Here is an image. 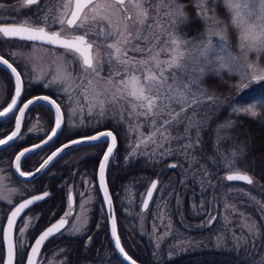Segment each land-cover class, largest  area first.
<instances>
[{
    "label": "snow or ice",
    "instance_id": "obj_1",
    "mask_svg": "<svg viewBox=\"0 0 264 264\" xmlns=\"http://www.w3.org/2000/svg\"><path fill=\"white\" fill-rule=\"evenodd\" d=\"M222 2L231 16V25L240 33L239 46L245 59H247L249 53H256L259 57L260 54L264 53V0H222ZM126 3H130L136 9L137 15L142 17L136 21L140 27L137 29L135 35H133L128 24V21L132 20V14L128 12L125 6ZM208 3L209 0H195L197 16L205 21L206 31L203 34L204 38L201 39L200 43L195 45L194 50L199 53L204 64L200 66V76L190 79L187 83L180 81L176 72L185 68L184 61L188 55L185 49L187 44L190 43L189 41L184 40L178 35L169 34V40L165 43L164 47H157L159 37L156 38V43H153L150 47H142L136 43V41L146 40L147 38L143 34V29L145 27L151 28V25L147 24L149 10L144 6V0H65L62 5V10L53 18L51 24L48 22L49 16L47 13L40 18L39 23L31 19H26L24 21H16L13 24H0V37L31 42L34 50L37 43L62 48L64 53L58 56L56 62H54L53 79L48 84H45V87L57 83L70 84L74 78L69 68L72 64H78L81 79L87 80L89 88L92 89V99L86 101L89 114L95 112L100 119H104L109 110L118 106L122 113L121 119H123L126 104L130 109L128 113L130 117L133 115L136 117L142 116L145 122L151 119V125L154 130L150 131L148 136L141 134L142 138L138 140L135 147L128 154V156H135L141 144L148 142L155 143L157 134L163 137L165 141L173 139L170 133L167 132V127L178 121L181 114L186 113L188 108L202 103L198 99V96H204L205 93L202 91L193 93L191 87L199 83L200 78L205 72V65L218 63L221 70L225 68L229 71L235 70L239 73L241 80L246 78H250L252 82L264 80V69H259L258 65L250 63L247 65V69L251 70L250 72L241 70L240 65L237 63L238 58L233 57L227 51L226 27L221 29L220 25L222 22L214 14L209 15ZM211 3L215 5L217 0H211ZM38 4L39 0H23L22 6L29 7ZM115 5H119V8H115ZM2 7L3 5H0V8ZM121 13L123 14V23L121 24L118 18L114 22L113 17H119ZM186 20L187 16L183 12V9L180 8L176 12V19L173 20V27L175 28L176 25L185 23ZM209 21L211 23H208ZM52 24H59V30H51ZM65 26L70 30L67 34L64 32ZM214 35H219L221 41H225V43L220 44V52L216 54L215 60L212 58L216 47L212 40ZM91 36L102 38V40L98 43L97 40L90 39ZM129 51L141 53L142 58L137 59L136 57L129 56ZM162 54L166 56V59L160 58ZM12 55L15 56L17 54L13 53ZM69 56L71 59H66ZM29 60L31 61L32 58L29 57ZM105 62L110 68L109 78L106 82L110 85L108 88L102 87L99 81V73ZM4 66H6V69H10L11 73L15 76V95L12 97L11 103H8L7 107L3 108V111H0V117L9 114L14 115L15 130L10 135H7L6 138L0 139V146H7L9 142L19 138L21 121L25 117V110L29 109L30 105L38 102H47L55 108V127L52 128L51 135L48 136V139L43 142L44 144L48 143L57 135L58 130L61 129L63 122L61 106L55 100L50 99L49 96H39L28 100L23 107H19L18 98L21 97V75L17 72L16 67H13L12 63H9L7 59L0 56V67ZM257 71L261 74L257 75ZM44 75H47V73H44ZM114 77L120 78L114 79ZM92 78H96L95 83ZM237 87L242 91L248 85H238ZM64 91L68 93V87H65ZM84 95L86 97L88 96L87 90ZM69 98L71 99V96ZM206 98L209 101L214 100L212 96H207ZM121 101H124V104H121ZM172 104L179 105L180 111L175 113L170 112L169 110ZM255 106V104L248 107L234 106L233 112L237 114H248L255 118L257 116V112L254 111ZM17 108L19 115H15V109ZM166 111H169L170 119L161 121L159 126H157V118ZM72 114H75V109H73ZM197 124L198 122L194 124L192 118H189L188 128L197 127ZM231 126V122H228L221 127ZM139 127V125H136L135 128H131L130 126L133 131H138ZM185 131L187 132V128ZM196 135V142L199 143V127H197ZM85 142L108 144L107 150L104 152L103 159L99 165V183L104 194L105 203L111 209V198L109 197L105 184V168L109 163L110 157L113 156L114 149L117 145V137L113 134L112 130H106L98 131L95 135L85 136L80 140L71 141L72 144ZM41 146L37 144L33 148L38 149ZM160 146L162 147V145ZM67 147L69 145L65 144L63 148H58L36 171L39 172L43 169L49 161ZM184 147L190 149L193 147V144L189 143ZM32 150V148H26L15 158V167L21 176L32 175L31 173L20 171L21 158ZM168 154H171V150H169ZM128 156L125 157L126 160ZM227 163L231 165L232 161H227ZM169 167L175 168L176 165L172 164ZM225 179L230 182L240 181L249 185L253 183L251 177L246 172L232 171L231 168ZM156 189L157 181H152L143 201L144 208L148 207L149 200L152 199L153 191ZM48 195V192H44L43 195L26 199L11 212V215L8 217L7 229H3V243L6 246V256L0 255V261H3V264H14L15 246L9 232L15 222V218L35 201L43 200ZM81 195L83 196V193ZM68 199L71 206V195H69ZM88 202L90 200L85 201L84 204ZM84 204L81 205L82 211ZM71 215V211L66 212L64 217H61L58 221L51 224V226L35 239V244L31 245V251L27 253V264H35L34 257L39 253L41 245L54 234H63L62 230L72 234L81 231L82 225L81 227H77L76 224H73L70 229L65 227L70 223L67 217ZM215 219V217H212L208 223H211ZM77 220H79V217H77ZM86 222L87 219L85 216L84 223ZM246 227L248 232L254 237L260 235L255 222L246 225ZM20 231L23 232V229H20ZM111 234L115 238L116 249L124 256L125 260H130V257L127 256L121 247L114 218L112 219ZM20 247H24V245L21 244ZM0 252H3V248H0ZM131 264H135V261H131ZM259 264H264V259Z\"/></svg>",
    "mask_w": 264,
    "mask_h": 264
},
{
    "label": "rangeland",
    "instance_id": "obj_2",
    "mask_svg": "<svg viewBox=\"0 0 264 264\" xmlns=\"http://www.w3.org/2000/svg\"><path fill=\"white\" fill-rule=\"evenodd\" d=\"M63 2H65V0H61L62 5ZM125 6L127 7L128 12L132 14V20L128 21V24L133 35H135L137 29L140 27V25L137 24L136 21L138 19H141L142 17H139L137 15L136 9H134L130 3H126ZM144 6L149 10V18L147 24L151 25V28L149 29L148 27H145L143 29V34L147 39L136 41V43L140 44V46L142 47H150L153 43H156V38L159 37V44L157 45V47L160 48L164 47L165 43L168 42L169 34L180 36L181 38L189 41L190 43L187 44L185 49L188 53L184 61L185 68L183 70L177 71L176 74L179 80L184 83H187L192 78L199 77L200 66L201 64H204V61L202 58H200L199 53L194 49L195 45L200 43L201 39L204 38L203 34L206 31L205 21L204 29L198 37L186 38L176 31V26L175 28L173 27V20L176 19V12L180 9L179 3H177L175 0H144ZM211 6L212 5H210L209 15L211 16L214 14L215 17L222 22L220 17L215 14L214 10H212ZM14 8L15 7L9 8L7 11H12L14 10ZM115 8L118 9L119 5H115ZM44 15L45 14L39 15L37 17V20H34L36 18L35 16L32 20L39 22L40 18ZM57 15L58 13L54 14L53 18ZM5 17L7 19H13L12 14L7 12L6 14L0 15V20L6 19ZM117 18L121 21L122 24L123 14L121 13L119 17L114 16L113 21L115 22ZM52 20L53 19L50 18L48 22L51 24ZM208 23H211V21H209ZM52 25H57L58 27H60L59 24ZM220 27L221 29H223V22L221 23ZM69 31L70 30L67 28V26H65V34H67ZM239 36L240 33L235 28V47L229 48L227 46V51L231 53L233 57L238 58L237 63L240 65L241 70H247L250 72L251 70L247 69V65L250 63L258 65L259 69H264V57L261 56L264 53L260 54L259 57L256 53H249L247 59H245L244 54L240 50ZM90 39L97 40L98 43H100L102 40V38H98L96 36H91ZM212 40L213 44L216 46L212 57L213 60H215L216 54L220 52V44L225 43V41H221L219 35H214L212 37ZM4 46V50H7L6 52L9 57L12 58L17 67L20 69L23 75V79L30 82H39L43 87H45V84H48L53 79V71L55 67L54 62H56L58 56L64 53V50L62 48L48 47L41 44H36L34 50L33 45L31 43L20 40L5 41ZM94 51L96 50L94 49ZM13 53H16L17 55L13 56ZM128 55L136 57L137 59L142 58L141 53L129 51ZM29 57L32 58L31 61L29 60ZM160 58L166 59V56L162 54ZM66 59H71V57H66ZM218 70H221L219 64L213 63L211 65H205L204 73ZM224 70L229 71L227 68H225ZM69 71L72 72L74 78L70 84L57 83L51 84L49 87H46L52 90L57 99H60L58 101L61 104L63 110V123L67 132L69 130H84V128H86L87 126L92 127L96 123H100L105 120L106 117H109L111 119L123 122L124 130L122 131H124L125 135L126 148L131 149L135 147L138 140L142 138L141 134L143 136H148L150 131L154 130L151 125V119L145 122V119L142 116L136 117L135 115H133L130 117L128 114L130 112V109L127 107L126 104L123 112V119H121L122 113L120 107L118 106L112 110H109L104 119H100V117L95 112L89 114L88 104L86 101H90L92 99V89L89 88L87 80L81 79L79 75L78 64H72L69 68ZM109 72V65L105 62L103 64V68L99 73L100 85L104 88L110 87V85L106 83L109 78ZM231 72H234L238 76L239 85H244L251 81L250 78L241 80L239 73L235 70ZM44 73H47V75H44ZM256 74L260 75L261 73L257 71ZM38 77L40 78L38 79ZM119 78L120 77H114V79ZM92 79L95 83L96 78ZM3 80L4 78L0 76L1 105L3 104L2 102H4V104L6 103L9 94L12 90L11 84L8 85L4 83L5 81ZM65 87H68V93H65ZM86 90L88 91L87 97L84 95ZM191 90L193 93H199L201 91L203 92L202 88L198 84L192 85ZM70 96L71 99L69 98ZM205 98V95L198 96V99H200L201 101L206 100ZM120 103L124 104V101H121ZM252 104L253 103H249L244 107H248ZM81 106H83L82 109ZM194 106L196 105H193L192 107L188 108L186 113L181 114V116L178 118V121L174 122L172 126L182 122L183 128L186 129L189 124V114H191V110ZM73 109H75L74 115L72 114ZM169 111L172 113L179 112L180 106L177 104H172ZM169 111L164 112L159 118H157V126H159L161 121L170 119ZM51 122L52 112L50 110H40L38 108L34 111L31 110L28 113L26 112L21 130L22 134L19 135V138H21V136L28 131L34 132L33 134H42V132L49 129ZM136 125L140 126L138 131L131 130V128H135ZM167 132H171L170 135L173 138L166 141L169 143L168 145H165V140L163 139V137L157 134V136L155 137V143L148 142L146 144H141L138 149L149 147L154 151L156 157H159L158 154H161L163 156L168 155L169 150H171V153H179L182 157V162L185 163H182L179 159H168L165 160L164 167H167L166 163L168 161H172L176 165L175 168L178 173L184 172L186 175L192 177L198 183L197 189H194L195 193H193L196 196V200L192 198L193 195L191 194V191V193L188 195L189 212H186L187 214H184L182 212V220L179 222L180 227H182V229L178 228L177 226H175L174 223H171L172 217L169 213L170 211L167 208H162V206L166 205L161 204V197L159 199L156 198V196L160 192L162 185H164V183L162 182L159 183L158 178L156 177L157 189L153 192L152 199L148 203L149 205L155 207L151 209L153 213L152 218L148 220L146 218L147 216L145 217L146 211L144 212V210H129L127 211V215L129 214L133 217H130V219H127L126 221H124V219L120 221V227L124 229L121 231L124 233L122 234V237L125 240L126 244H128L129 237L126 234L127 229L129 230V234L133 237V240H137L136 236H143L144 238H146V240L150 239L152 240L150 245V248L152 247V252H160L161 250H163L162 253L166 256H169V253L179 254L187 250L206 246L208 245V243H210L206 240H210L211 243L218 244L220 248L225 249L226 247L222 246L221 244H226L225 242L227 241V239L232 240V243H235L237 247L241 244H245L246 242H248V240H250V244L248 243V245H252V247H254L256 246V243L262 240L261 249L264 250V187L261 185V183L254 179L249 173L248 174L250 175L253 181L251 185L240 181H227L223 177V173L225 171H228L230 168L231 170H235L237 168L226 166L224 170H222L220 174L217 175L214 179L210 178L207 172L202 169L201 161L198 158L194 156H185L186 148L184 146L189 143L185 141H181L179 143L177 142L178 136H185L186 132L180 131L183 133H179V130L172 131L168 127ZM258 143L260 144V146L264 147V140H258ZM100 144L104 145V143ZM160 145H162V147ZM96 148L98 147L88 146L84 148L80 147L77 150L70 151L65 156L58 159V164H62L63 162H65L66 164H74L76 163L77 159L81 158L82 156L94 153ZM9 159L10 158L5 159L0 156V228L8 205H10L14 200H16L22 194L25 188V190L34 191V185L32 180L30 185L29 183H26L23 180L12 181V175L10 171H8ZM67 170H69V168H67ZM150 178H152V176L147 179L145 187L148 184ZM198 187H200L202 190L205 188L206 191L200 192L201 189L198 190ZM67 190L72 191L73 203L71 205L72 215L67 217L70 223L67 224L65 227L67 229H70L72 228L73 224H76L77 227H81L82 225L81 231L79 232L81 233L83 231H86L89 225V208L93 203L94 199H97V197L95 196L94 191L89 185H85L83 186V188L77 189L74 184V176H72V178L69 177L66 180L65 193L67 192ZM82 193L83 196L81 195ZM130 194V184L129 182H127L123 186L122 191L118 193V203L120 205L132 204L133 198L136 197H131ZM89 200L90 202L84 204L85 201ZM139 201L141 202L140 198L138 199V203ZM82 204H84L83 211L81 209ZM157 206H161V208H159L158 210ZM66 212H68V206L65 203V206L60 214H65ZM85 216L87 219L86 223H84ZM211 216L215 217L216 219L213 220L211 223L207 224ZM77 217H79V220H77ZM32 218H34V214L32 212H28L24 214L18 222V225L16 227L17 238L15 239L17 248L23 249L25 247L24 246L21 248L20 245L27 241L25 237V231L27 230L30 222L32 221ZM165 218H167L168 220H164ZM253 222H255L258 231L260 230L259 228L262 227V235L254 237L248 232L246 225H250ZM104 226L106 228L105 216H103L102 214L100 220L98 216H96V219L93 222L90 232L87 233L85 236V240L87 242L86 244H97V247L95 248L96 255L91 256H98V258L95 260L87 259L85 261H82L81 264H112L107 262V258L110 257V252L106 247L108 237L106 239H102V235H99V231L101 230V228L103 229ZM205 227L210 228L208 229V231L205 232ZM20 229H23V232H21ZM117 230H119L118 225ZM62 232L65 235L72 234L65 230H62ZM209 233H211V235L208 238L206 234ZM59 234L60 233H57L56 236ZM57 239H59V236L56 239L54 238L52 241H50L48 246L44 248V251H41V253H39L38 264H68L70 259L66 252L63 250L64 245L57 244ZM165 240L168 241L165 242ZM131 241L132 239H129L130 243ZM147 245L149 247V243H147ZM93 251L94 250H92L90 254H92ZM90 254H87L89 258L91 257L89 256ZM0 255H2V252H0Z\"/></svg>",
    "mask_w": 264,
    "mask_h": 264
},
{
    "label": "trees",
    "instance_id": "obj_3",
    "mask_svg": "<svg viewBox=\"0 0 264 264\" xmlns=\"http://www.w3.org/2000/svg\"><path fill=\"white\" fill-rule=\"evenodd\" d=\"M175 1L179 3L180 8L183 9V12L187 16L185 23L176 25V31L186 38L198 37L204 29V20L197 16L195 0ZM210 5H212L211 7L215 14L222 20L223 28L226 27L227 46L229 48H234L235 28L231 25V18L222 0H217L215 5H213L211 0H209V3L207 4L208 10H210ZM261 56L264 57V54ZM5 75V71L0 68V76L4 78ZM7 79L4 78V83L9 85L10 81ZM198 85L202 88L206 97H214L213 101H209L205 98L206 100L194 106L191 110V114H189V117L192 118V122L194 124L198 122L197 127H199V143L196 142L197 127L188 128L187 126L186 132V129L183 128L182 122L173 126H168V128L172 131L179 130V133L186 132L185 136H178V143L185 141L193 144L192 148L186 149L185 156H194L198 158L201 161L202 169L207 172L209 177L212 179L219 175L220 172L224 170L225 166L235 167L248 172L264 187V147L260 146L258 143V140H264V80L259 82L250 81L247 84H244L248 85V87H245L241 91L240 88L237 87L239 85L238 76L234 72L223 69L204 73V75L200 78ZM37 92H45L55 97L52 90L43 87L41 83L30 82L23 79L22 98L26 95ZM58 100L60 99H57V101ZM2 103L4 104V102ZM249 103L256 105L254 111L257 112V116L255 118L248 114H237L233 112L234 106L244 107ZM2 105L0 103V106ZM37 108H41L43 110V103L38 102L30 105L29 109H26V112L28 113ZM194 113L195 115H193ZM11 122V116L0 119V136L9 129ZM228 122H231V127H221L222 125H226ZM123 126V122L106 117L105 120L100 123H96L92 127L87 126L84 130H69L67 132L63 123L61 130L49 144L41 149L34 150L29 152V154H26V156H24L21 160V163H23L24 166L32 164L35 165L43 155H41V153L48 152L56 144L78 134L88 133L101 127H109L114 131L115 136L117 137V145L114 149L113 156L110 157L109 163L105 168V179L111 195L113 210L116 211V227L117 225L119 227L117 235L123 240L122 234L124 233L121 231L124 229L120 227L122 213L120 204L118 203V193L122 191L125 183L129 182L133 192L131 195L137 197L138 192L145 186V183L150 176H156L159 183H164L158 195L155 196L158 199L161 197V204L169 207L167 209L170 211L169 213L172 217L171 223H174L175 226L182 229L179 224L182 220V212L184 214L189 212L188 195L191 191V194L193 195L192 198L196 200V196L193 193H195L194 189H197L198 183L184 172L178 173L176 168L164 167L165 160H181L182 157L177 152H172L171 154L164 156L158 154L159 157H156L151 148L145 147L137 149L135 156H128V154L132 151V148H126L125 135L124 131H122L124 130ZM33 140H35V137L32 136V133H26L21 140L14 141L10 146L5 147L4 149L2 148V150L7 152L9 155L7 158H10L12 152L16 148ZM164 144L168 145L169 143L165 141ZM88 146L98 148H96L94 153L84 155L77 159L74 164H66L65 162L58 164V159L65 156L68 152L77 150L80 147L84 148ZM102 148L103 145L100 144V142L69 148L57 156L49 164L42 175L36 176V178L32 180L34 191L46 189L49 195L45 197V199L35 201L29 206L30 212L34 214V218H32V222L26 232L27 235L29 234V238H31V236L40 227L60 215L65 203L67 204L65 188L66 180L69 177L72 178V176H74L75 181L78 173H85L94 179L95 165ZM233 153H235V155H233ZM126 156H128L127 160L124 159ZM227 161H232L231 166L228 165ZM67 168H69V170H67ZM200 189L201 188L198 187V190ZM202 191H206L205 188L200 190V192ZM95 192L97 199H94L92 203L89 217L90 222L86 231L70 235L59 234L56 236V234H54L52 237L48 238L42 246H48L50 241L59 236L56 243L64 245L63 250L70 259L68 264H81L82 261L87 259L95 260L98 258V256L90 258L87 256V254L91 252L90 250H92V246L85 245L83 242L86 234L90 232L96 216H98L99 220L101 219L102 214L104 216L96 186ZM164 220L168 219L165 218ZM209 228L210 227H205V232L208 231ZM259 229V233L262 235V227ZM106 233L107 230L104 226V228H101L99 231V235H102V239H106ZM211 233L206 234L208 238ZM126 234L129 236L128 239H132L131 244H129L130 242L128 240L127 245L137 248L136 250H133L129 247L132 251V255L142 262L153 264H259V262L264 259V250L261 249L262 240L256 243V246L254 247H252V245H250L251 247L248 245L250 240L237 247L235 243H232V240L227 239L225 242L226 244H221L222 246H225L226 249L220 248L218 244L211 243L210 240H206L210 242L206 246L187 250L179 254L176 253L174 256L168 257L162 253L163 250L160 252L156 251L155 254L151 255L142 236H140V239L142 238L141 240L135 241L127 229ZM137 237L139 236H136V238ZM108 242L106 243V247L110 252V257L107 258V262L120 264L121 262L116 257L110 243ZM94 246L97 247L95 244ZM83 247H85V249H83ZM139 249H141V251L143 249V253H138ZM21 261V256L16 254L14 264H20Z\"/></svg>",
    "mask_w": 264,
    "mask_h": 264
},
{
    "label": "flooded vegetation",
    "instance_id": "obj_4",
    "mask_svg": "<svg viewBox=\"0 0 264 264\" xmlns=\"http://www.w3.org/2000/svg\"><path fill=\"white\" fill-rule=\"evenodd\" d=\"M0 5H3V7L2 8H0V15H3V14H6L7 12L8 13H11L12 14V16H13V19H7L6 17V19H3V20H0V24H13V23H15L16 21H24V20H26V19H33V17H35L36 16V18L34 19V20H37L38 18V16L39 15H41V14H48V16H49V19L50 18H52L53 19V15L54 14H57L60 10H62V3H61V0H39V4L38 5H32V6H29V7H23L22 5H23V0H0ZM12 7H15L14 8V10H12V11H7L9 8H12ZM50 10V11H49ZM2 17H4V16H2ZM40 22V21H39ZM38 22V23H39ZM59 28L60 27H58L57 25H52V29L51 30H53V31H56V30H59ZM12 40H18V39H5V38H2V37H0V55H2L3 57H5L8 61H10L15 67H16V69L18 70V72L20 73V75H21V80H22V86H23V75H22V73H21V71H20V69L17 67V65L15 64V62L12 60V58L11 57H9V55L7 54V50H4V42L5 41H12ZM28 43H31V42H28ZM37 44H39V43H37ZM41 45H44V44H41ZM44 46H48V47H55V46H51V45H44ZM0 68H2L4 71H5V74L6 75H8V76H6L5 75V79H9V81H10V84H11V86H12V81H11V78H10V76H9V74L7 73V71L3 68V67H0ZM7 79V80H8ZM4 81V80H3ZM37 93H39V92H37ZM11 94H12V90H11V92H10V94H9V97H8V100H9V98H10V96H11ZM33 94H35V93H33ZM22 95H23V93H22V91H21V97H20V100H23L24 98H26V97H28V96H30V95H32V94H29V95H26L25 97H23L22 98ZM55 100H57L54 96H52ZM7 100V101H8ZM46 104H44L43 103V107H44V109H46V110H49V108L47 107V105L45 106ZM1 108V107H0ZM42 108V107H41ZM41 108H39L40 110H41ZM38 109V108H37ZM35 110V109H34ZM34 110H32V111H34ZM25 112H26V110H25ZM7 116H11L12 117V122H13V118H14V115H11V114H9V115H7ZM7 116H4L3 118H6ZM3 118H1V119H3ZM23 120H24V118L22 119V121H21V129H20V134L19 135H21L22 133H21V130H22V125H23ZM12 122H11V125H12ZM25 122H26V120H25ZM11 125H10V127H9V129L11 128ZM50 127H51V124H50V126H49V129H50ZM9 129L7 130V131H9ZM49 129H47L46 131H44V132H42V134H33L34 132H31V131H28V132H26V133H32V136L33 137H35V140H33V141H30V142H27V143H25V144H22L21 146H24V145H26V144H29V143H31V142H34V141H37L38 139H40L42 136H44L45 135V133L49 130ZM6 131V132H7ZM5 132V133H6ZM90 132H92V131H90ZM90 132H88V133H90ZM4 133V134H5ZM25 133V134H26ZM3 134V135H4ZM25 134H23L22 136H21V138H18V139H14L12 142H10L7 146H3V147H1L0 148V156L2 157V158H7V156H9L8 155V153L7 152H4V150H2V148L4 149L5 147H8V146H10L14 141H19V140H21L24 136H25ZM83 134H86V133H83ZM3 135H1L0 137H2ZM78 135H80V134H78ZM96 143V142H95ZM49 144V143H48ZM47 145V144H46ZM45 145V146H46ZM21 146H19L18 148H20ZM45 146H43V147H45ZM43 147H41V148H43ZM18 148H16L13 152H12V154H11V156H10V159H9V167H8V171H10V173H11V175H12V181H15V180H22V179H19V178H17L13 173H12V171H11V168H10V164H11V158H12V156H13V154L15 153V151L18 149ZM41 148H39V149H41ZM32 152V151H31ZM47 153V152H46ZM46 153H44V152H42L41 153V158L46 154ZM29 154V153H28ZM26 156V155H25ZM24 157H22L21 158V160L23 159ZM40 158V159H41ZM36 165V164H35ZM34 164H32V165H28V166H24V164L23 163H21V161H20V169L22 170V171H27V170H29V169H31L33 166H35ZM96 166V165H95ZM48 167V166H47ZM47 167L40 173V174H38L37 176H39V175H42V173L43 172H45V170L47 169ZM34 178H36V176L34 177ZM33 178V179H34ZM33 179H28V180H23L24 182H26V183H29V185L31 184V180H33ZM107 183V182H106ZM74 184H75V186L77 187V189H80V188H83V186H85V185H89L90 187H91V189L94 191V194H95V196H96V192H95V186H96V183H95V169H94V179L93 178H91L90 176H88L87 174H85V173H78L77 175H76V180L74 181ZM131 188V187H130ZM26 189V188H25ZM23 190V192H22V194L16 199V200H14L12 203H14L15 201H17L19 198H21V197H23V196H25V195H27V194H30L32 191H29V190ZM144 189H145V186L138 192V195H137V197H136V199H134L133 198V200H132V204H129V205H120V209H121V217H122V219H124V221H126L127 219H130V217H133V216H131V215H127V211H129V210H132V211H143L144 210V212L146 211V214H145V217L148 219V220H150L151 218H152V215H153V213H152V211H151V209H153V208H155V207H153V206H151V205H149L148 204V207L147 208H144V207H142L141 206V202L139 201V203H138V199L140 198V200H141V198H142V194H143V191H144ZM43 190H45L46 192H48L46 189H40V190H36V191H33V192H37V191H43ZM72 192V191H71ZM133 192H132V190H131V194H132ZM140 193H141V195H140ZM130 194V195H131ZM98 195H99V193H98ZM140 196V197H139ZM128 197V196H127ZM131 197H134V196H132L131 195ZM150 201V200H149ZM1 202V201H0ZM12 203L10 204V205H8V207L9 206H11L12 205ZM98 203V202H97ZM99 204V203H98ZM91 208H92V204H91V206H90V208H89V210H91ZM98 208H99V206H98ZM159 208H161V206H157V209L159 210ZM162 208L163 209H165V208H169V207H167V206H162ZM124 209V210H123ZM102 210H103V208H102ZM28 212H30V209H29V207L27 208V209H24L23 211H22V213L19 215V217H18V219H17V221H16V224H15V227H14V232H13V243H14V251H15V256H16V254L17 255H19V256H21V258L23 259V257H24V255H25V251H26V247H27V245H28V243L30 242V240H31V238L34 236V234L41 228H39L32 236H31V238H29V234L27 235L26 234V232H27V230L25 231V237H26V239H27V241L25 242V243H23V245L25 246L23 249H20V248H17V244H16V242H15V239L17 238L16 237V227H17V225H18V222L20 221V219H21V217L24 215V214H26V213H28ZM104 212V211H103ZM31 213V212H30ZM115 213H116V211L114 210V218H115ZM126 214V215H125ZM60 215H62V214H60ZM60 215H58V216H60ZM57 216V217H58ZM104 216H105V214H104ZM56 218V217H55ZM32 222V221H31ZM31 222H30V224H31ZM115 222H116V218H115ZM105 223H106V221H105ZM29 224V225H30ZM207 224H209L208 222H207ZM29 227V226H28ZM117 228V227H116ZM28 229V228H27ZM118 232V231H117ZM118 234V233H117ZM108 237V236H107ZM143 237V236H142ZM118 238H119V240H120V243H121V246L123 247V249L126 251V253L127 254H129L132 258H134V259H136L133 255H132V251H131V249H133V250H136L137 248L136 247H134V246H131V245H127L126 244V242H125V240L123 239H121L119 236H118ZM86 237H84V239H83V242H84V244H86L87 242H86ZM142 239V238H141ZM140 239V236L139 237H137V240L136 241H139V240H141ZM143 239L145 240V241H147V242H145V244H146V246H147V249H148V251H149V253L151 254V255H153V254H155V252H152V247L150 248V245H151V242H152V240H150V239H148V240H146V238H144L143 237ZM129 240V239H128ZM169 240V239H168ZM168 240H165V242H167ZM109 241V240H108ZM147 243H149V247H148V245H147ZM44 244V243H43ZM43 244H42V246H43ZM129 244H131V243H129ZM86 245H89V246H92V250H94L93 251V253L92 254H90L89 256H93V255H96V250H95V248L96 247H94L93 245H94V243H89V244H86ZM97 245V244H96ZM40 247V251H39V253H41V251L43 252L44 251V248H46V246L45 247ZM94 247V248H93ZM131 249H130V248ZM22 248V247H21ZM83 249H85V247H83ZM145 249H146V247H145ZM91 250V251H92ZM139 252L138 253H143V249H142V251H141V249H139L138 250ZM157 254V253H156ZM176 253H169V256L168 257H172V256H174ZM39 255V254H38ZM91 256V257H92ZM137 261H140V260H138V259H136ZM142 262V261H141ZM144 263H148V262H144ZM153 264V263H152Z\"/></svg>",
    "mask_w": 264,
    "mask_h": 264
},
{
    "label": "water",
    "instance_id": "obj_5",
    "mask_svg": "<svg viewBox=\"0 0 264 264\" xmlns=\"http://www.w3.org/2000/svg\"><path fill=\"white\" fill-rule=\"evenodd\" d=\"M11 24V23H10ZM2 56V55H0ZM5 58V57H4ZM6 59V58H5ZM9 63H11L9 61ZM13 67H15L13 65ZM7 73L9 74L10 78H11V81H12V94L9 98V100L0 108V111H3V108L7 107V104L8 103H11V99L12 97L15 95V76L11 73V70L10 69H6V66L3 67ZM18 72V70H17ZM19 73V72H18ZM21 91H22V80H21ZM39 96H49L50 99L52 100H55L53 99L49 94L47 93H43V92H39V93H35V94H32L26 98H24L23 100H20V98H18V105L19 107H23L25 103H27L28 100L30 99H34L35 97H39ZM56 101V100H55ZM57 102V101H56ZM44 104H46L52 111V114H53V121H52V125L50 127V129L45 133L44 136H42L40 139H38L37 141H34V142H31L29 144H26L24 146H21L20 148H18L15 153L13 154L12 158H11V164H10V168H11V171L12 173L19 179H22V180H28V179H32L34 178L35 176H37L38 174H40L58 155H60L62 152H64L65 150L71 148V147H74V146H77V145H81V144H88V143H92V142H85V143H80V144H72L71 141L73 140H80L82 139L83 137L85 136H90V135H95L98 131H106V130H111L110 128L108 127H104V128H100V129H97V130H94L92 131L91 133H88V134H82V135H77V136H73V137H70L58 144H56L53 148H51L38 162L35 166H33L31 169L27 170V171H23L25 173H31L32 175H25V176H21L19 174V172H17L16 170V167H15V158L16 156L24 151V149L26 148H32L34 150H36L35 148H33L34 145H37V144H40L42 145L41 147L45 146L46 144H44L43 142L46 141L48 139V136L51 135V130L53 127H55V119H56V114H55V108H53L50 104H48L47 102H42ZM58 103V102H57ZM61 114H62V110H61ZM15 115H19V111H18V108L15 109ZM3 118V117H0V119ZM62 118H63V115H62ZM15 130V116L13 118V122H12V125H11V128L9 129V131L3 135L2 137H0V139H4L6 138L7 135H10L12 131ZM59 131V130H58ZM113 131V130H112ZM113 134L115 135V133L113 132ZM12 142V141H11ZM110 142V141H109ZM10 143V142H9ZM65 144H68L69 147L67 148H64L61 152H59L51 161H49V163L43 168L41 169L39 172L36 171L37 168L40 167V165L53 153L55 152L58 148H63V145ZM3 147V146H0V148ZM40 147V148H41ZM107 147H108V144L105 143L104 146H103V149L97 159V162H96V166H95V183H96V187H97V190H98V193H99V197H100V201H101V204H102V208H103V211H104V214H105V221H106V230H107V236H108V240H109V243L111 245V248L112 250L114 251L116 257L119 259V261H121L123 264H131V261H135V264H149V263H142V262H139L137 261L136 259L132 258L129 254L126 253V251L124 250V252L127 254L128 257H130V260H125L124 259V256L119 252L118 249H116L115 247V238L112 237V234H111V226H112V219L114 218V210H113V205H112V199H111V209L108 208V205L105 203V200H104V194H103V191L101 190L100 188V183H99V165H100V161L103 159V155H104V152L107 150ZM39 149V148H38ZM31 152V151H30ZM29 153V152H28ZM26 153V154H28ZM174 164V162L172 161H168L166 163L167 167H169V165H172ZM20 171H22L20 169ZM232 171H240V172H246L244 170H239V169H235V170H232ZM229 174V170L228 171H225L223 173V177L225 178L226 175ZM247 175L248 172H246ZM250 176V175H249ZM157 178L155 176H153L148 184L146 185L144 191H143V194H142V198H141V206L143 207V201L146 197V194H147V190L148 188L151 186V183L152 181H156ZM105 184L107 186V183H106V179H105ZM107 190H108V194H109V197L111 198V195H110V192H109V189H108V186H107ZM46 192L45 190L43 191H38V192H33V193H30V194H27L21 198H19L17 201H15L10 207L9 209L7 210L6 214H5V217L3 219V222H2V225H1V231H0V240H1V247L3 248V252H2V255L6 256V246L4 245L3 241H4V232H3V229H7V226H8V217L11 215V212L15 210V207H17L20 203H23L24 200L26 199H31L33 196H37V195H43V193ZM69 195H71V190H68L67 191V204L69 206L68 208V212L72 210L70 204H69ZM72 197V195H71ZM72 202H73V199H72ZM71 202V204H72ZM22 213V212H21ZM20 213V214H21ZM65 215H60L56 218H54L53 220H51L50 222H48L47 224H45L42 228H40L36 234L33 236V238L31 239V241L29 242L27 248H26V251H25V255H24V258L22 260V263L21 264H27V253L31 251V245H34L35 244V239H37L44 230H46L49 226H51V224L55 223L56 221H58L61 217H64ZM19 215L15 218V222L13 223V226L9 232V235L12 239V242H13V232H14V227H15V224H16V221L18 219ZM212 218V216H211ZM210 218V219H211ZM115 219V218H114ZM209 219V220H210ZM118 236V235H117ZM14 244V243H13ZM122 247V246H121ZM123 248V247H122ZM37 256L38 254H36V256L34 257L35 259V264H38V260H37ZM1 264H3V261H1Z\"/></svg>",
    "mask_w": 264,
    "mask_h": 264
}]
</instances>
